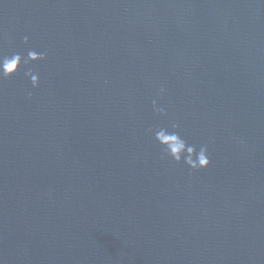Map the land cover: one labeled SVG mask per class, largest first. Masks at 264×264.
Masks as SVG:
<instances>
[{"label":"water","instance_id":"water-1","mask_svg":"<svg viewBox=\"0 0 264 264\" xmlns=\"http://www.w3.org/2000/svg\"><path fill=\"white\" fill-rule=\"evenodd\" d=\"M29 51L0 78V264H264V0H0V57Z\"/></svg>","mask_w":264,"mask_h":264},{"label":"clouds","instance_id":"clouds-1","mask_svg":"<svg viewBox=\"0 0 264 264\" xmlns=\"http://www.w3.org/2000/svg\"><path fill=\"white\" fill-rule=\"evenodd\" d=\"M24 42L27 43V37ZM47 53H37L29 51L27 58H23L20 54H13L11 56L0 57V78H10L14 76L20 69L22 64H28L29 61L37 62L46 60ZM31 79L33 87L39 84L38 75L33 74L31 71L26 73ZM163 92V89H161ZM153 108L159 114L164 115L165 109L162 107L157 108L156 102L153 101ZM171 127L177 129L178 123H172ZM155 140L164 149V156L170 157L176 163H185L192 170L206 169L209 166L208 149L207 146H201L197 151L194 145L187 143L185 139L177 131H169L167 128H159L155 131Z\"/></svg>","mask_w":264,"mask_h":264}]
</instances>
